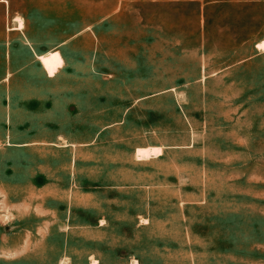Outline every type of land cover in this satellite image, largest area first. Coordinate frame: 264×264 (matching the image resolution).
<instances>
[{
  "label": "rangeland",
  "instance_id": "rangeland-1",
  "mask_svg": "<svg viewBox=\"0 0 264 264\" xmlns=\"http://www.w3.org/2000/svg\"><path fill=\"white\" fill-rule=\"evenodd\" d=\"M81 2L55 92L0 90V264H264V0Z\"/></svg>",
  "mask_w": 264,
  "mask_h": 264
},
{
  "label": "crops",
  "instance_id": "crops-1",
  "mask_svg": "<svg viewBox=\"0 0 264 264\" xmlns=\"http://www.w3.org/2000/svg\"><path fill=\"white\" fill-rule=\"evenodd\" d=\"M81 1L0 0L1 91L12 95L21 94L20 97H17L19 100L43 99L42 94L55 92L56 78L67 66L65 50L62 47L71 44L72 40L78 37L81 38L80 42L82 39L85 42L87 40L88 24L80 22L73 25L72 23L73 12H86L87 6ZM185 1L195 3L204 10L211 4L226 0ZM249 1L258 3L263 0ZM20 20L22 24H20ZM263 38L264 36L257 40L254 46ZM46 55H51L53 58L54 75H49L40 60L42 56ZM117 91L152 92L150 88L136 90L128 87ZM140 99L138 98V100ZM150 146L162 147L161 145ZM140 147H148V145Z\"/></svg>",
  "mask_w": 264,
  "mask_h": 264
},
{
  "label": "bare ground",
  "instance_id": "bare-ground-1",
  "mask_svg": "<svg viewBox=\"0 0 264 264\" xmlns=\"http://www.w3.org/2000/svg\"><path fill=\"white\" fill-rule=\"evenodd\" d=\"M21 20H20V24H22ZM259 49H262V50L264 49V39L259 41ZM40 60H42L44 67H46V70L49 73V75H54L55 67L53 64L54 61H53L52 56L51 55L42 56ZM92 262L93 264H98L96 260H93Z\"/></svg>",
  "mask_w": 264,
  "mask_h": 264
}]
</instances>
